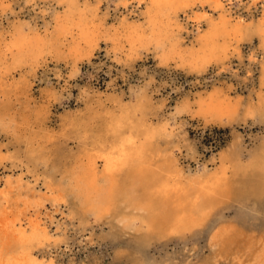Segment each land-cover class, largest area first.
<instances>
[{"label": "bare ground", "instance_id": "1", "mask_svg": "<svg viewBox=\"0 0 264 264\" xmlns=\"http://www.w3.org/2000/svg\"><path fill=\"white\" fill-rule=\"evenodd\" d=\"M241 1L118 0L113 10L123 14L117 25L107 27L112 0H104V10L99 0H34V8L46 6L43 32L20 21L6 36L0 34V62L9 60L0 68V135L15 138L0 144V264H59V253L71 252L67 241L63 248L59 245L69 226L81 238L106 226L107 237L130 264H191L172 261L166 247L202 233L209 256L192 264H264V0H246L252 14L247 20L232 10ZM142 4L144 11L135 13ZM14 8L9 0H0V25ZM202 24L204 31H199ZM188 27L197 31L193 40L184 38ZM101 42L109 47L105 55L122 66L144 55L160 66L173 63L192 73L211 66L230 71L226 63L238 56L242 64L247 46L243 80L257 71L258 90L255 98L243 100L231 88L213 87L205 96L191 98L192 103L187 99L173 112H164L156 122L147 117L150 111L141 100L104 115L92 108L67 116L62 133L38 112L18 117L9 102L17 84L10 81L24 66L40 67L46 76L48 62L54 60L55 85L43 97L59 101L80 60L90 62ZM60 60L71 64L68 76L58 68ZM111 82L104 92L93 89L97 101L116 102ZM148 88L146 83L140 90L146 93ZM183 113L204 126L251 120L263 133L249 146L234 135L221 147L214 170L203 166L186 175L175 158L174 149L180 146L171 145L172 132L186 135L176 121ZM43 114L48 119L52 112L48 108ZM103 116L107 121L101 123ZM65 158L74 164L65 167ZM225 200L237 202L234 222L227 220ZM251 221L261 223L250 228Z\"/></svg>", "mask_w": 264, "mask_h": 264}, {"label": "rangeland", "instance_id": "2", "mask_svg": "<svg viewBox=\"0 0 264 264\" xmlns=\"http://www.w3.org/2000/svg\"><path fill=\"white\" fill-rule=\"evenodd\" d=\"M90 1L94 4L97 0ZM99 1L100 5H102L101 10H104L106 7L104 0ZM116 1L118 0H112L109 3L108 11L110 16L106 20L107 27L112 26L113 23L117 25L122 16L121 14H123V11L114 12L113 7ZM33 2L34 0H9V3L15 7V12L13 15L9 14V12L6 13L2 25H0V34L6 36L7 32L13 29L14 24L20 21L28 22L32 26L38 25L37 27L43 32L44 20L41 13L46 9V6L39 3V6L34 8ZM245 2L246 0H242L239 8L234 3L232 10L235 14L247 20L252 14L247 12L248 5ZM144 9L145 4H142L139 9L135 10V13H142ZM253 15L258 17L260 13L258 11ZM204 28L205 25L202 24L199 31H204ZM187 29L190 33L188 35L185 34L184 38L193 40L197 31H194L193 27H188ZM108 50L109 47L104 42H101L100 49L93 52L94 57L91 58L90 62L85 58L80 60L77 74L72 79H69L68 92L59 101H49L48 97H43L45 96L43 95L44 90L49 89L51 84L55 85L53 77L55 61L49 60V72L46 76L43 75V70L40 67L24 66L22 74L17 75L16 78L10 81L13 85L17 84V87L12 90V96L9 99L11 107L18 117L26 114L29 118V116L33 117L38 112L43 120L48 121L55 132L62 133L67 116L71 115L74 117L80 113H87L92 108L104 115L106 112L118 111L124 106L132 107L141 100L140 102L143 106L145 104V107L150 111L147 117L155 118L154 122H156L158 119H163L164 112H173L176 107L187 99L192 103L194 97L198 95L205 96L204 94L210 92L213 87L221 91L231 88L241 94L240 97L243 100L247 99L248 96L255 98L258 90L257 71L253 72L252 78H250L254 82L253 84H251L250 80H243V72L246 68L245 63L250 51L247 46L243 47L242 64L239 65L238 56L231 57L230 61L226 63L225 66L226 68L230 67V71L219 70L211 66L200 73L188 72L173 63H170L169 66H160L152 56L144 57V55L141 58L131 59L126 62L127 65L122 66L112 60L111 54L108 57L105 55ZM255 50H257L256 46ZM83 51L87 53V48ZM120 61L123 63V58ZM8 62L9 60L3 61V63ZM3 63L0 62V68ZM57 65L64 73V76H68L71 73L70 63L60 60ZM235 70L236 76L235 73L233 74ZM109 82L114 85L118 96L116 98L118 99H116V102L114 98L97 101L93 89L104 92ZM146 83H149V88L146 93H142L140 89ZM0 85L2 84L0 83ZM21 92L25 93V97L21 95ZM162 104L164 108L161 106ZM48 108L52 114L47 119V115L43 113ZM191 112H194V110L192 109ZM104 120L107 121L106 116L102 117L101 123L105 122ZM17 121L21 123L20 118ZM176 121L186 135L180 131H170L176 134L173 136L174 143L171 145L174 147L178 143L180 146L179 151L174 149L175 158L186 175L194 173L196 170H201L203 166L208 170H214L220 163L218 153L221 147L226 145L234 135H238L244 141V145L249 146L256 137L263 133V130L256 124H252L251 120H247L245 124L243 122L238 124L237 121H234L231 124L217 125L211 123L204 126L201 121L193 118L191 113H183ZM20 123L16 124V128H19ZM169 123L170 129H173L174 122L169 121ZM12 141H15L14 137L7 140L0 135L1 145ZM171 145L169 148H171ZM162 148L158 147L157 149L161 150ZM191 148L194 149L193 152ZM53 161L57 162V158L53 157ZM65 164V167H71L74 162L68 159ZM65 167L62 165L61 169ZM229 203V201L225 200L222 205L227 207L224 211L228 215L227 220L234 222L235 211L237 210L235 209V203L237 202H231L230 206ZM260 223V221H251L248 227L256 228ZM107 234L106 226H102L101 228H96L93 232H85V237L81 238L69 226V232L61 235L62 242L59 245L63 248L67 241L71 245V252L59 253L57 262L59 264H130L128 256L122 251H118L117 247L107 237ZM154 246L156 247L155 250L159 247L157 244H154ZM166 251L168 252L166 255L174 262L179 263L190 260L191 264L198 263L204 256H209L207 235L202 233L199 236L192 237L188 234L185 242L170 241Z\"/></svg>", "mask_w": 264, "mask_h": 264}]
</instances>
